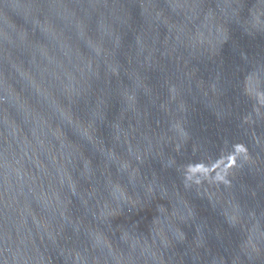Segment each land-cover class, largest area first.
I'll return each mask as SVG.
<instances>
[{
    "label": "water",
    "instance_id": "95a60500",
    "mask_svg": "<svg viewBox=\"0 0 264 264\" xmlns=\"http://www.w3.org/2000/svg\"><path fill=\"white\" fill-rule=\"evenodd\" d=\"M0 264H264V0H0Z\"/></svg>",
    "mask_w": 264,
    "mask_h": 264
}]
</instances>
